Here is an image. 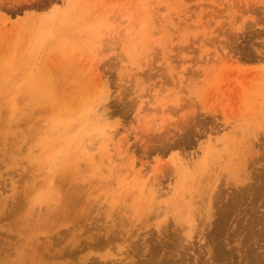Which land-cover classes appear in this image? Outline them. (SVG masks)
<instances>
[{
  "label": "rangeland",
  "instance_id": "rangeland-1",
  "mask_svg": "<svg viewBox=\"0 0 264 264\" xmlns=\"http://www.w3.org/2000/svg\"><path fill=\"white\" fill-rule=\"evenodd\" d=\"M171 260L264 264V0H0V264Z\"/></svg>",
  "mask_w": 264,
  "mask_h": 264
},
{
  "label": "bare ground",
  "instance_id": "bare-ground-1",
  "mask_svg": "<svg viewBox=\"0 0 264 264\" xmlns=\"http://www.w3.org/2000/svg\"><path fill=\"white\" fill-rule=\"evenodd\" d=\"M216 160H217V159H216ZM211 185H213V184H211ZM210 187H211V186H210ZM207 188H208V187H207ZM209 190H210V189H209ZM177 199H178V198H177ZM207 201H208V200H207ZM204 202H205V201H204ZM144 206H145V205H144ZM225 210H226V209H225ZM225 210H224V211H225ZM227 210H228V208H227ZM189 212H190V211H189ZM224 221H225V220H224ZM222 222H223V221H221V223H222ZM221 223H220V224H221ZM114 231H115V230H114ZM108 233H109V232H108ZM110 234H111V233H110ZM114 235H115V234H114ZM112 237H113V236H112ZM177 239H180V238L177 237ZM110 241H111V240H110ZM110 241H109V242H110ZM172 242H173V241H172ZM174 243H175V242H174ZM107 244H108V243H107ZM107 244H106V245H107ZM152 245H153V244H152ZM157 245H158V243H157ZM164 245H168V244H164ZM172 245H173V244H172ZM174 245H177L176 247H178V244H174ZM168 246H169V245H168ZM156 247L158 248V250H159V248L161 249L160 246H156ZM180 247H181V246H180ZM164 249H166V246H164ZM164 249H163V250H164ZM168 249H172V248H170V246H169ZM156 251H157V249L155 250V252H156ZM146 252H147V251H146ZM150 252H151V251H150ZM175 252H176V251H175ZM177 252H178V251H177ZM152 253H153V252H152ZM157 253H159V252H157ZM161 253H162V252H161ZM167 253H168V252H167ZM162 254H163V253H162ZM164 255H167V254H164ZM164 255H163V256H164ZM170 255H172V254H170ZM173 255H175V254L173 253ZM176 255H177V254H176ZM176 255L173 256V258L176 257ZM158 256H160V255H158ZM156 257H157V256H156ZM160 257H161V256H160ZM165 258H166V256H165ZM170 259H172V258H170ZM148 260H149V259H148ZM150 260H151V259H150ZM151 261H153V259H152ZM165 261H166V260H165ZM172 261L174 262V260H171V262H172ZM177 261H178V260H177ZM169 262H170V261L167 260L166 263H169ZM173 262H172L171 264H173ZM159 263H160V262H159ZM161 263H162V262H161ZM163 263H165V262H163ZM176 263H177V262H176ZM254 264H255V263H254Z\"/></svg>",
  "mask_w": 264,
  "mask_h": 264
}]
</instances>
